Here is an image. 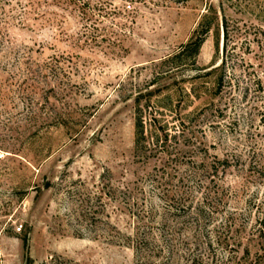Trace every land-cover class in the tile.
I'll return each mask as SVG.
<instances>
[{
    "label": "rangeland",
    "instance_id": "1",
    "mask_svg": "<svg viewBox=\"0 0 264 264\" xmlns=\"http://www.w3.org/2000/svg\"><path fill=\"white\" fill-rule=\"evenodd\" d=\"M0 264H264V0H0Z\"/></svg>",
    "mask_w": 264,
    "mask_h": 264
},
{
    "label": "trees",
    "instance_id": "2",
    "mask_svg": "<svg viewBox=\"0 0 264 264\" xmlns=\"http://www.w3.org/2000/svg\"><path fill=\"white\" fill-rule=\"evenodd\" d=\"M72 1V0H68ZM223 26V57L220 61V63L215 67L217 69L218 75H217V81H216V92L217 94L222 92L223 87H224V82H225V66L227 62V45L229 42V27L228 23L224 20L222 23ZM211 28V23L210 22H202L201 23V28L197 32L196 36H194L187 44L183 45L179 51H177L171 58L174 60H179L181 58H184L187 56L188 52H191L190 55L193 59L196 58V56L199 53V50L205 41V37L209 33ZM225 53V55H224ZM257 85H261V79L258 78L255 81ZM247 90V89H245ZM135 129H136V145L142 144V142L145 141V130H144V124L140 118H138L135 122ZM157 143V142H156Z\"/></svg>",
    "mask_w": 264,
    "mask_h": 264
}]
</instances>
